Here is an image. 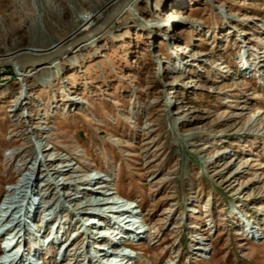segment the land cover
I'll return each instance as SVG.
<instances>
[{"label": "rangeland", "instance_id": "obj_1", "mask_svg": "<svg viewBox=\"0 0 264 264\" xmlns=\"http://www.w3.org/2000/svg\"><path fill=\"white\" fill-rule=\"evenodd\" d=\"M111 4L0 0V52L61 46ZM161 19L172 29L150 24ZM96 35L75 57L47 63L58 74L46 84L34 67L0 68V200L23 161L8 158L28 140L19 133L43 119L69 159L112 167L121 193L140 198L139 261L264 264V0H139ZM21 111L33 115L22 122L13 116ZM195 234L205 256L190 247Z\"/></svg>", "mask_w": 264, "mask_h": 264}, {"label": "built area", "instance_id": "obj_2", "mask_svg": "<svg viewBox=\"0 0 264 264\" xmlns=\"http://www.w3.org/2000/svg\"><path fill=\"white\" fill-rule=\"evenodd\" d=\"M96 167L95 171H99L98 173L102 176L88 175L87 179L84 176H78L77 179L81 181L94 179V186L99 184L103 186L99 189L102 194L111 193L113 196L102 200V205H92L87 211L81 212V204L72 200V195L77 190L58 188L54 196L60 202L67 204L70 212L79 221L61 224L58 228L59 235L55 238L52 234L48 235L50 232H47L50 228L47 225L48 220L42 219L45 213L39 216L31 213L32 217H26L29 201L39 203V198L31 197V183L36 182L35 176L26 171L27 175L19 182L24 183L23 190L20 191V188L15 190L18 195L16 204H13L6 212H3V209L0 211V264H144L135 258L138 247L146 239L147 233L146 221L141 215L140 198L121 193L112 167L109 170L105 167ZM51 173L53 172L50 170ZM16 180L13 182L15 183ZM83 197L80 193L77 199ZM6 204V200L2 198L0 207ZM40 204H43L45 208L51 207L49 201H40ZM17 205L22 206V210L15 209ZM87 213L99 215L96 216L95 222L91 223V219L84 218L88 216ZM244 220L247 223L248 219ZM37 221L41 222L40 227H37ZM80 231L84 238H80ZM7 237L12 239L8 240ZM79 241H84V244H78ZM192 241L194 242L190 243V247L198 250L195 253L205 256L209 250L206 242H200L196 234ZM25 243L29 247L28 251Z\"/></svg>", "mask_w": 264, "mask_h": 264}, {"label": "bare ground", "instance_id": "obj_3", "mask_svg": "<svg viewBox=\"0 0 264 264\" xmlns=\"http://www.w3.org/2000/svg\"><path fill=\"white\" fill-rule=\"evenodd\" d=\"M138 1L139 0H112V4L105 10V12L100 13V18L102 19L101 21H103L109 15L110 12H112L119 5H122V3H124L125 5L119 11L117 16L107 25V28H108L112 23H114L115 21H117L118 19H120L121 17L126 15L127 13H130L131 11L136 9V7L138 5ZM52 24H53V22L50 23V19H49L48 25L44 26L43 32H44V35H48V38L52 37L51 29H50V25H52ZM98 24H96L95 26H93L92 28L87 30L86 32H83L80 36L91 31ZM150 24H152V26H154V25L155 26L156 25L157 26H161V25L167 26L168 30L172 29V27L174 26L172 21H164L162 19L157 20V21H155V20L151 21ZM42 29H43V27H42ZM36 30H34V31H36ZM104 30H102V31H104ZM102 31L97 32V33H101ZM111 32H112L111 29H108L105 31V33L107 35H111ZM97 33L93 34L91 37H89V39L87 38L82 43H80L81 45L79 44L80 47H78V48L81 49V47L95 44L97 41V38H98V36L96 35ZM32 35H34L37 38V39H35L36 41L40 42L41 40H43V37H42V36H44L43 33L39 34L36 31ZM62 43H65V41H63ZM52 44L55 45L56 43L52 41ZM58 47H60V46L55 45L53 49H49L46 51H44V50L27 51V50H19V48H14L17 50H13V48H7V51L5 53L0 52V59L18 56L20 54L29 55L30 57H42L43 55L47 54L48 52H50V51H52ZM74 52L75 51H73V49L66 51L63 54H61L60 56L54 57L50 61L48 60L44 63H41L38 66L31 68L30 70L32 72H34V74H37L39 71H42V73L40 75H37L39 82H42L45 84L47 82H51V79L52 80L57 79L58 72L56 70H51V71L49 70V72L46 71V68L50 67L49 65H47V63H49L50 65L51 64L57 65L58 62H56V61L60 62V61L64 60L68 55H70V57H75ZM206 60H207V58H206ZM241 61L243 62V58L241 59ZM244 62L245 63H242V64L243 65L246 64L245 67L247 66L251 69L256 68V66H253L252 63H250L248 60L244 59ZM12 66L15 68H18L22 74L24 73L23 72L24 69H21V67H24V66H22L20 64H15ZM174 67H175L174 70H176L177 72L183 71L182 68H180V63H178V65H175ZM24 68H28V67H24ZM231 71L232 70L230 68H225L223 70V72H225V75H228ZM71 92H72V90H71ZM30 95H32L31 91L25 92L23 94L20 93L17 96L18 101H16V102H18V103L17 104L15 103L16 106L19 107V105H21L25 100L28 99V96L30 98ZM68 96H69V94H68ZM67 100L74 101V99L72 97H67ZM12 110H13V108H12ZM260 112H262V111L257 110V109L254 110V113H256V115L259 114ZM14 115L15 116L17 115L18 118L21 117V121L23 122L25 117H30L33 115V113H31V114L29 113V115L27 114L26 116H24L25 115L24 112L21 111L17 114H13V116ZM40 118H43V117H39V119ZM45 119H46V117H45ZM31 120H32V118H31ZM40 120L42 121V124H38L36 126L34 125L33 129L34 130H35V128L37 129V130H35L34 133H33V131L31 132V130L30 131L26 130L25 132L22 131L21 133H19L17 140H18V138L21 140L28 139L27 142H25L21 148L11 149L12 151L8 157V158H10V161L16 160V158L18 156H19V158H20V156H22L21 160H23V161L19 164L20 170L17 171L18 172V177H17L18 179L16 180L15 183L9 182L8 183L9 187H7L5 189V191L7 193L3 196V199L6 200L7 204L2 205L0 207V209H1L0 211L4 210L3 212H6L7 209H9L13 206V204H16L15 201H16V198L18 195L16 194L15 190H18L19 188H20V191L23 190V184L24 183H19V182L22 180L23 177L25 178V175H27L26 171H29V173L33 174L35 176V179H36V182L34 181L33 183H31V189H30L31 195H32L31 197L39 198L38 199L39 203H34L33 201H31V202L29 201V203H28L29 208L27 207L26 213H25L26 217L30 216L31 213H34L37 216H39L41 213H45V215L43 216L42 219L48 220L47 225H49V227H50L47 230V232L50 231L48 233V235L52 234L53 238H55L56 235H59L58 228L61 226V224H64L66 222H73V221L78 222L79 221V220H77L78 218H75L74 216H72V214H69L72 212H70L71 210L69 207H67V204L65 205V203H63L62 201L60 202L54 196L56 194V190H58V188H62V187L65 189L73 188V189L77 190L74 192L75 194L73 193L72 200L73 201L75 200V203H77V204L78 203L81 204V206H80L81 212L87 211V209L92 205H96V206L100 205V204L102 205V200L104 201L105 199H107L113 195L111 193H109L107 195L102 194L99 191V189L103 186L100 184L97 186H94V179H92V180L89 179L86 181H81V179H77L78 176H84L85 179H87L88 175L100 177V176H102V174L98 173L99 171H95V167L97 165H94V163H92L90 166L85 168L84 166L80 165V163L78 161L77 162L74 161L76 158L72 157V159H69V157L71 155L68 152H66L63 147H60V145H57V144L52 142L53 141L52 140L53 132L50 133L48 131V130H50V126L45 125L46 121H44L43 119H40ZM12 131L15 132V134H16V132H19L16 130V128H14ZM15 141H16V139H15ZM226 152L227 151H224L223 153H226ZM80 161H84V160L81 159ZM89 163H91V162H89ZM106 169L109 170L110 168L107 167ZM50 170L53 173L50 174ZM37 179H39V180H37ZM60 179H63V180L60 181ZM80 193H82L84 197L81 199H77V197L80 195ZM19 201H20V199H19ZM40 201H44V202L49 201V205H51L50 203H53L52 209L51 208L50 209L45 208V206H43V204H40ZM31 203H34V204H31ZM14 208L15 209L18 208V211L20 209L22 210V206L19 207L17 205ZM88 214L89 213H87L86 215H88ZM98 215H99L98 213H95L94 215H88L87 217H84V218L87 220L91 219V223H92V222H95V220L97 218L96 216H98ZM30 217H32V216H30ZM37 222H38L37 227H40L41 222L40 221H37ZM74 224L76 225V223H74ZM54 229H56V230H54ZM74 230H76V229H74ZM80 234H81L80 238H84V235L82 234L81 231H80ZM23 238L25 239L24 236H23ZM7 239L10 240L12 238L7 237ZM83 242L84 241H82V242L79 241L78 244L83 245L84 244ZM7 243L9 244V242H7ZM25 247H26V250L28 251L29 247H27L26 243H25ZM78 251H79V249H78Z\"/></svg>", "mask_w": 264, "mask_h": 264}, {"label": "water", "instance_id": "obj_4", "mask_svg": "<svg viewBox=\"0 0 264 264\" xmlns=\"http://www.w3.org/2000/svg\"><path fill=\"white\" fill-rule=\"evenodd\" d=\"M124 5L125 4L122 3V5H119L116 9L110 12L109 15L91 31L62 44L60 47L48 52L42 57H30L29 55L20 54L18 56L3 58L0 59V68H3L5 66H12L15 64H20L24 67H35L41 63L51 60L54 57L60 56L64 52L73 49L74 47L82 43L84 40L91 37L93 34L104 30L107 27V25L117 16V14L123 8Z\"/></svg>", "mask_w": 264, "mask_h": 264}]
</instances>
